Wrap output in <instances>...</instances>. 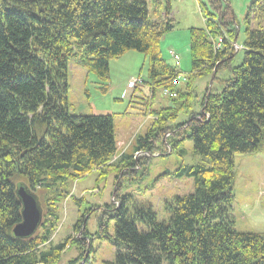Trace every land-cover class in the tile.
I'll return each mask as SVG.
<instances>
[{"label": "trees", "instance_id": "obj_1", "mask_svg": "<svg viewBox=\"0 0 264 264\" xmlns=\"http://www.w3.org/2000/svg\"><path fill=\"white\" fill-rule=\"evenodd\" d=\"M207 2L215 10L204 16L203 28L189 29L190 72L177 91L183 101L177 111L186 121L176 127L180 139L166 140L180 157L184 142L192 143L199 161L165 176L191 179L193 192L164 202L159 216L148 202L135 200L152 189L136 177L146 171L140 159L123 153L110 164L116 156L112 116L69 114L67 80L69 67H80L105 95L109 61L135 51L147 59V85L168 88L177 71L161 59L158 44L174 28L171 0H0V264H58L72 246L79 255L67 264H88L93 242L114 250L102 264H264V233L236 232L231 215L234 156L264 149V31L245 28L241 64L231 68L233 12L228 0ZM258 2L264 12V0L254 1L245 26ZM150 3L162 5V23L149 15ZM222 69L231 76L219 92H204L194 111L186 103L192 80H212V72ZM145 112L157 120L135 138V153L157 152L158 142L165 143L160 137L171 130L166 121L173 111L149 105ZM92 173L97 188L110 175L118 185L111 201L117 205L102 206L90 233L86 216L98 209L71 196L70 186ZM131 178L140 185L134 198L131 190L122 192ZM19 185L41 205V223L27 239L11 233L21 221ZM66 200L81 210L71 225L80 237L53 244Z\"/></svg>", "mask_w": 264, "mask_h": 264}, {"label": "rangeland", "instance_id": "obj_2", "mask_svg": "<svg viewBox=\"0 0 264 264\" xmlns=\"http://www.w3.org/2000/svg\"><path fill=\"white\" fill-rule=\"evenodd\" d=\"M254 1L256 2V0H228L235 24V29L232 30L234 32L233 42H231L235 55L230 64L231 68H236L241 64L245 28L253 29L256 26L259 31H264V12L260 2L257 3V8L255 9V5L252 10L250 19L247 21L248 26L244 25V18ZM161 2L163 3V0ZM170 6L171 11L168 17L174 20V28L165 33L158 44L161 59L169 66L176 68L177 71L176 76L169 81L168 88L152 90L147 85V59L145 55L135 51H128L109 61V85L105 95L98 92L94 75L86 73L80 67L71 65L67 80L69 114L112 116L116 156L110 161V164H113L123 153L132 155L136 160L140 159V163L143 164L142 167L146 171L142 172V177H139V174H136V177L144 187L151 185L152 189L146 191L145 195L141 193L143 197H136L135 200L148 202L159 216H161L164 202L167 203L175 196L193 192L191 179L172 180L171 177L165 176V173L174 172L179 166H193L199 161L191 153L192 143L190 141L184 142L185 154L180 157L176 154V150L167 144L166 140L168 141L170 138L180 139L182 130L177 131L176 127L186 121V115L177 111L183 102L177 99V91L185 87L184 83L187 74L190 72L189 29L203 28L204 16L213 13L215 10L209 6L207 0H171ZM148 13L150 16L156 14L158 23L163 22L162 5L154 7L150 3ZM218 42H220L219 39L216 40L215 47H219ZM170 52L177 54L175 55L176 58H172ZM212 73V80L211 77L192 80L194 84L191 83L190 85L191 96L186 103L192 105L194 111L198 110L199 101L204 92H208L210 88L219 92L222 80L231 76L230 72L225 69ZM138 78L141 81H146L143 87L140 86ZM214 78L218 80L213 82ZM136 79L137 82L132 81ZM127 84L131 89H127ZM149 105L153 111L160 109L173 111L172 119L174 117L176 119L166 121L171 130L165 136L160 137V142H165L163 146H160L158 142L157 147L160 150L154 153H135L132 151L135 146V138L144 136L157 120V117L145 112ZM190 108L188 106L186 111L188 112ZM174 121H177L178 124H173ZM234 166L235 179L232 190L234 203L231 212L235 224L234 229L243 234L264 233V149L255 154L235 155ZM96 176V173L89 174L70 186L71 196L76 199L82 198L94 209H98L94 215L88 214L86 216L87 219H90L87 223L90 233L96 230L95 219L97 214L102 211V206L111 208L116 204L114 202L112 205L111 201L118 182L114 183L113 176L110 175L97 188L95 185ZM124 185L126 188L122 189V192L131 190V197L134 198L140 185L135 182L134 178H131L130 183ZM120 188L121 186L118 187V191ZM79 212L81 210H78L71 200L62 203L60 220L52 235L53 244L62 241L67 236L80 237L79 234L71 232V225L79 217ZM107 215L109 213H106L105 217ZM92 249V258L89 259L88 264H102L104 261L113 259L114 250L107 242H93ZM65 251L58 264H67L68 261L77 259L79 255V251L73 246L66 248Z\"/></svg>", "mask_w": 264, "mask_h": 264}, {"label": "water", "instance_id": "obj_3", "mask_svg": "<svg viewBox=\"0 0 264 264\" xmlns=\"http://www.w3.org/2000/svg\"><path fill=\"white\" fill-rule=\"evenodd\" d=\"M16 196L21 205V221L13 227L11 233L15 239H27L37 231L41 223V210L35 196L24 186L17 187Z\"/></svg>", "mask_w": 264, "mask_h": 264}, {"label": "built area", "instance_id": "obj_4", "mask_svg": "<svg viewBox=\"0 0 264 264\" xmlns=\"http://www.w3.org/2000/svg\"><path fill=\"white\" fill-rule=\"evenodd\" d=\"M172 58H176V56L175 55H172ZM175 95H176V93H175Z\"/></svg>", "mask_w": 264, "mask_h": 264}, {"label": "bare ground", "instance_id": "obj_5", "mask_svg": "<svg viewBox=\"0 0 264 264\" xmlns=\"http://www.w3.org/2000/svg\"><path fill=\"white\" fill-rule=\"evenodd\" d=\"M203 18V17H202ZM174 34V33H173Z\"/></svg>", "mask_w": 264, "mask_h": 264}]
</instances>
